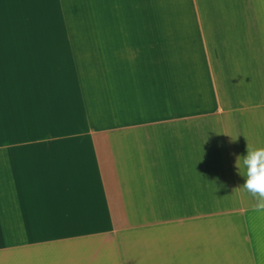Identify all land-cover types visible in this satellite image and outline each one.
I'll use <instances>...</instances> for the list:
<instances>
[{
  "label": "crops",
  "instance_id": "1",
  "mask_svg": "<svg viewBox=\"0 0 264 264\" xmlns=\"http://www.w3.org/2000/svg\"><path fill=\"white\" fill-rule=\"evenodd\" d=\"M246 145L264 0H0V264H264Z\"/></svg>",
  "mask_w": 264,
  "mask_h": 264
},
{
  "label": "clouds",
  "instance_id": "2",
  "mask_svg": "<svg viewBox=\"0 0 264 264\" xmlns=\"http://www.w3.org/2000/svg\"><path fill=\"white\" fill-rule=\"evenodd\" d=\"M235 167L244 177L240 187L254 200L252 211L264 215V147L246 145V155L237 156Z\"/></svg>",
  "mask_w": 264,
  "mask_h": 264
}]
</instances>
